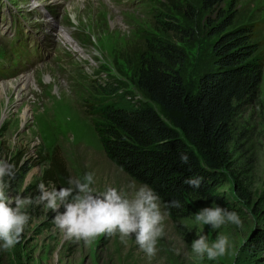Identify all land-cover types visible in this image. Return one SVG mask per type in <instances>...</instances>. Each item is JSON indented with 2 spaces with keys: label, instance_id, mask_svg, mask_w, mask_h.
<instances>
[{
  "label": "rangeland",
  "instance_id": "obj_1",
  "mask_svg": "<svg viewBox=\"0 0 264 264\" xmlns=\"http://www.w3.org/2000/svg\"><path fill=\"white\" fill-rule=\"evenodd\" d=\"M40 2V7L32 8L30 0H0V90L4 83L28 74L32 80L21 96L13 89L0 96V161L13 165L15 172V179L4 178L10 199L19 194L35 200L41 183L49 190L62 188L58 173L56 182L42 181L56 162L67 174L68 187L70 179H82L87 173L94 174L97 194L112 187L130 196L133 185L142 186L105 157L82 108L103 97L98 85L106 84L140 102L122 58L130 48L142 47L146 36H159L157 14L169 15L186 32L177 41L187 57L180 74L193 94L215 59L214 38L208 30L221 9L234 5L236 23L256 21L264 26V0H226L210 11L201 10L197 0ZM189 4L198 7L193 14ZM256 38L264 46V27L258 28ZM16 40L20 48L13 47ZM220 172L223 182L216 191L225 200L219 206L236 212L241 227L225 224L213 230L210 225H197L194 215L216 203L190 198L186 218L177 223L159 203L165 215L164 235L157 240L156 254L148 257L134 235L127 244L118 234L99 236L90 245L68 239L53 223L55 213L33 203L23 209L29 220L19 243L7 250L0 246V264H241L249 236L264 229V214L256 217L251 212L264 200V66L256 98L233 118L231 143ZM197 232L210 242L219 234L227 236V253L216 260L195 254L191 244Z\"/></svg>",
  "mask_w": 264,
  "mask_h": 264
},
{
  "label": "trees",
  "instance_id": "obj_2",
  "mask_svg": "<svg viewBox=\"0 0 264 264\" xmlns=\"http://www.w3.org/2000/svg\"><path fill=\"white\" fill-rule=\"evenodd\" d=\"M225 1L197 0L196 5L210 11ZM196 5H188L190 14ZM235 13L230 4L209 23L215 59L199 78L194 94L180 74L187 57L177 41L186 32L169 15L157 14L159 36H146L142 47L130 48L122 58L140 102L106 84L98 85L104 96L82 108L105 157L152 188L175 223L186 218L190 198L224 203L216 188L223 182L220 170L231 143V124L241 108L256 98L262 80L264 46L256 33L264 26L256 21L236 23ZM180 153L189 156L188 164L182 163ZM57 173L63 177V187H68L67 174L57 162L44 172L42 181L56 182ZM190 177L202 178L199 189L185 184ZM172 201H179L180 207H169ZM251 212L256 217L264 214V200ZM241 264H264V229L249 236Z\"/></svg>",
  "mask_w": 264,
  "mask_h": 264
},
{
  "label": "clouds",
  "instance_id": "obj_3",
  "mask_svg": "<svg viewBox=\"0 0 264 264\" xmlns=\"http://www.w3.org/2000/svg\"><path fill=\"white\" fill-rule=\"evenodd\" d=\"M180 160L188 164L189 156L180 153ZM13 168L6 161H0V246L5 250L19 243L29 220L23 209L35 203L43 204L45 210L55 213L53 223L68 239L82 240L90 245L99 236L111 238L118 234L121 243L127 244V239L134 235L136 243L148 257L156 254L157 240L164 235L165 215L160 209L159 196L148 185L138 189L133 185L130 196L112 187L97 194L93 187L94 174L87 173L82 179H70V187L66 188L53 186L49 190L41 183L35 200L19 194L10 199L4 192V178L15 179ZM201 183L202 178L197 177L185 180L186 185L195 189H199ZM169 207H180V202L172 201ZM194 221L197 225H210L213 230L225 224L242 226L236 212L219 205L201 209L194 215ZM197 237L191 248L200 257L207 255L209 260H216L228 251L229 240L225 235L219 234L211 242L208 236L199 232Z\"/></svg>",
  "mask_w": 264,
  "mask_h": 264
},
{
  "label": "bare ground",
  "instance_id": "obj_4",
  "mask_svg": "<svg viewBox=\"0 0 264 264\" xmlns=\"http://www.w3.org/2000/svg\"><path fill=\"white\" fill-rule=\"evenodd\" d=\"M42 19L46 21V18H42ZM61 37L62 36H59L58 43H59ZM23 74H25V73H22L21 75H23ZM21 75H19L16 79H14L12 81L17 80ZM20 78H21L20 80L12 82V83L10 81H8L9 83H4L3 82L4 84L1 86L0 96L2 97L3 95H10L11 92H12V89H13V91L15 90V93L17 94V97H19L23 93H25L27 91V89L30 88V84H31V81H32L31 80V75L28 74V75H25V76L20 77ZM27 116H28V112L26 110L24 112V114H23V120L24 121L27 120Z\"/></svg>",
  "mask_w": 264,
  "mask_h": 264
}]
</instances>
